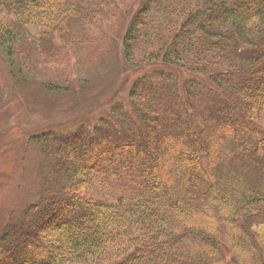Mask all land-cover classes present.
Instances as JSON below:
<instances>
[{
  "label": "trees",
  "instance_id": "1",
  "mask_svg": "<svg viewBox=\"0 0 264 264\" xmlns=\"http://www.w3.org/2000/svg\"><path fill=\"white\" fill-rule=\"evenodd\" d=\"M123 7L134 139L43 136L41 202L0 233V264H264V0H0L2 53L24 78L38 30L69 48Z\"/></svg>",
  "mask_w": 264,
  "mask_h": 264
},
{
  "label": "rangeland",
  "instance_id": "2",
  "mask_svg": "<svg viewBox=\"0 0 264 264\" xmlns=\"http://www.w3.org/2000/svg\"><path fill=\"white\" fill-rule=\"evenodd\" d=\"M136 7L137 3L133 12ZM113 12L119 16L110 14L104 21L88 20L77 26V37L70 40L69 48L52 35L41 37L38 32L43 29L38 30L30 42L36 46V53L31 48L32 54H37L40 60L33 62L35 69L25 70L24 78L13 72L0 47V233L35 212L33 205L41 202L38 173L45 163L43 154L53 143L45 146L35 137L54 134L71 139L82 135L90 143L95 139L90 130L97 126L103 135H112L111 140H106L110 150L134 139L125 105H128V85L136 77L134 73L127 76L129 67L122 55V38L130 15L125 7ZM88 35L98 38L97 49L91 50L90 40L82 45ZM40 44L56 49L41 54ZM152 65L166 68L156 70L174 73L179 79L185 77L180 69L160 60L153 61ZM28 99H33L39 108L30 110ZM202 110L208 118V108ZM102 134L97 133L96 138L101 139ZM174 172L180 174L177 169ZM82 179H86L85 175ZM63 186L64 183L56 186L57 192L65 191ZM84 197L87 199L86 194ZM255 232L263 256L264 227H256Z\"/></svg>",
  "mask_w": 264,
  "mask_h": 264
},
{
  "label": "bare ground",
  "instance_id": "3",
  "mask_svg": "<svg viewBox=\"0 0 264 264\" xmlns=\"http://www.w3.org/2000/svg\"><path fill=\"white\" fill-rule=\"evenodd\" d=\"M28 103H29V108L30 110H35L36 108H39V105L38 104H34L33 103V99H28ZM36 107V108H35ZM46 134H42V135H39L37 137H35L34 139H38L39 141L42 142V137L45 136ZM44 158H45V155L43 154Z\"/></svg>",
  "mask_w": 264,
  "mask_h": 264
}]
</instances>
